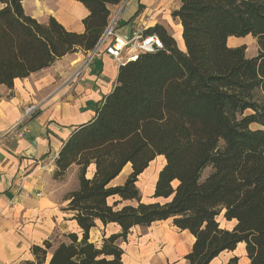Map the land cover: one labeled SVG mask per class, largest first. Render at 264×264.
Returning a JSON list of instances; mask_svg holds the SVG:
<instances>
[{"label": "trees", "instance_id": "trees-1", "mask_svg": "<svg viewBox=\"0 0 264 264\" xmlns=\"http://www.w3.org/2000/svg\"><path fill=\"white\" fill-rule=\"evenodd\" d=\"M89 10L85 31L68 30L54 16L39 20L24 0H0V85L13 87L66 54L93 49L124 0H78ZM173 17L183 26L182 49L163 25L149 28L163 49L121 64L113 91L89 122L74 128L55 160L54 177L79 167V186L66 207L81 232L34 244L41 264H123L119 240L133 228L171 219L194 236L185 264H210L245 243L249 264H264V0H178ZM251 35L259 49L230 46ZM165 158L144 201L138 177ZM131 173L113 184L126 164ZM90 164L96 166L87 176ZM206 169L208 173L203 176ZM235 220L224 227L219 216ZM101 222L120 226L91 241ZM239 256L223 264H239Z\"/></svg>", "mask_w": 264, "mask_h": 264}, {"label": "crops", "instance_id": "crops-1", "mask_svg": "<svg viewBox=\"0 0 264 264\" xmlns=\"http://www.w3.org/2000/svg\"><path fill=\"white\" fill-rule=\"evenodd\" d=\"M28 1L34 7V11H27ZM28 1L24 0L26 11L39 20L41 16L45 19L54 16L70 31H85L83 19L89 10L82 2ZM168 1L130 0L120 12L117 26L120 36H132L137 32L147 34V30L159 22ZM117 8L118 4L111 9L114 12ZM172 27L175 32L174 38L181 45L178 38L182 37L183 26L178 20ZM84 55L83 50L66 54L56 59L49 67L32 72L26 78H16L11 88L4 84L0 85V264H38L32 251L34 244H42L44 240L55 235L81 232L77 221L72 218L74 213L66 209L69 203L68 194L79 186V167L73 165L64 176L65 178L72 174L75 184L63 195L66 186L59 184L60 179L54 177L55 160L74 128L89 122L95 116L103 98L113 91L120 68L112 55L102 48L84 68L81 77L67 82L80 67ZM30 104L37 105L38 109L25 119V111ZM158 157L162 155L156 158ZM164 165L163 157V165L153 178V191L159 171ZM150 167L151 165L139 177ZM95 168L94 164H90L88 177L93 175ZM126 169H130L129 173L121 179ZM131 171L132 165L126 164L112 183L121 184ZM227 222L232 223L231 227L235 225L234 219ZM156 223H170L180 233L162 230L164 233L159 235L157 229H153L151 239L149 238L151 241L144 239L147 242L143 240L145 242L143 248H146V252L164 254L159 257L160 262L157 264L166 262L169 256H173L169 264H185V254L192 249L195 242L192 233L173 225L171 219L156 221L148 228H153ZM109 226H113L114 229L107 233ZM95 229L101 231L100 236L93 237ZM119 231L120 226L115 223H108L105 227L101 222H97V226L90 232V240L101 242L104 234ZM238 246L246 253L245 243H239ZM183 248L184 257H179V252ZM236 249L220 253L210 264H223L231 257L239 256L235 253ZM230 252L232 255L227 261H219L223 253ZM50 256L49 252L46 261L41 264H50ZM246 259L245 264H249L248 256ZM123 261L124 264H130L131 261L126 250L123 253Z\"/></svg>", "mask_w": 264, "mask_h": 264}, {"label": "rangeland", "instance_id": "rangeland-1", "mask_svg": "<svg viewBox=\"0 0 264 264\" xmlns=\"http://www.w3.org/2000/svg\"><path fill=\"white\" fill-rule=\"evenodd\" d=\"M28 1V0H27ZM27 11H34V7L29 3V1L27 2ZM178 0H169L167 5L164 6V10L161 13V17L159 22L156 23V25H163L164 27L167 28V30L169 31V33L171 35L174 36V28L172 27L173 24H177L178 20H176L173 15L172 12L174 9L177 8L178 6ZM115 12V11H114ZM112 11V13H114ZM42 15V14H41ZM40 15V16H41ZM41 20H47L48 18H44L43 16L40 17ZM229 44L231 46H235V45H245L246 46V54L249 56H254L259 49V45L257 42V39L251 37V36H247L244 38H236V37H230L229 39ZM179 44V42H178ZM180 45V44H179ZM183 47V43L181 42V45ZM185 49V48H183ZM251 129H257V128H263L264 126H261L260 124H251L250 126ZM151 167L148 169L147 172H145L144 174H142L140 177H138V180H140V183H138V186L140 188L141 191V195H143V198L145 201L148 202H152V200H154L152 193V183H153V178L155 177V173H157V171L159 170L160 167H162L163 165V156L162 157H158L156 158V160L154 162H152ZM130 170V169H129ZM128 169H126L123 173V175L121 176V179L123 177H125L129 172ZM209 169H206L203 173V176H205L208 173ZM63 178V179H62ZM120 179V180H121ZM58 183L61 185L65 184L64 186V193L63 195L66 194V192H68L67 190H70L73 188L75 182H74V176L68 175L65 178L61 177L60 181L58 180ZM219 221L222 224V226L224 227H231L232 223L227 222V220L223 217V215L219 216ZM114 227L113 226H109V229L107 231V233H109V231L113 230ZM157 229L156 231L159 233V235H161L162 233H164L162 230L168 232L170 230H174L177 233H180L179 231L176 230V228H173L172 225H170V223H156L155 225H153V228H148V227H138L133 229L130 234L128 235L126 240H119L122 248H124V252L125 250L128 253V256L131 257V261L130 264H157L158 262H160V258L161 255H163V253H155L154 252H146V248H143L145 242H147V240L144 239H151V236L154 232V230ZM153 230V231H152ZM101 231H99V229H95L93 231V237L99 235L100 236ZM149 239V240H150ZM144 240V241H143ZM151 241V240H150ZM189 241H187L188 243ZM133 248L135 249L133 251ZM143 248V249H142ZM140 249H142V251H140ZM137 250V253H136ZM133 251V252H131ZM140 251V252H138ZM184 253V248L181 252H179V257H184L183 255ZM235 253H237L239 255V264H245L247 262L246 259V253H244L243 249L241 247L238 246V248L235 250ZM230 255H232V253H223V255L220 256L219 261L224 262L227 261L228 258H230ZM236 255V254H235ZM173 256H169V258L166 260V262L164 263H160V264H166L171 261V258ZM128 260V259H127ZM134 260V261H133ZM148 260V262H147ZM124 264V261H123Z\"/></svg>", "mask_w": 264, "mask_h": 264}, {"label": "built area", "instance_id": "built-area-1", "mask_svg": "<svg viewBox=\"0 0 264 264\" xmlns=\"http://www.w3.org/2000/svg\"><path fill=\"white\" fill-rule=\"evenodd\" d=\"M129 1L130 0H124L122 3L118 4V8L110 16L96 46L85 52L80 67L74 71L72 77L67 79V82L72 81L73 78L81 77L84 68L92 61L93 57L102 50V48H105L119 65L137 59L140 54L163 49L164 42L156 33L143 34L137 32L132 36H120L117 31L121 16L120 12ZM117 42L120 44H117ZM37 109L38 107L35 104L28 105L24 118L27 119L31 114L35 113Z\"/></svg>", "mask_w": 264, "mask_h": 264}, {"label": "bare ground", "instance_id": "bare-ground-1", "mask_svg": "<svg viewBox=\"0 0 264 264\" xmlns=\"http://www.w3.org/2000/svg\"><path fill=\"white\" fill-rule=\"evenodd\" d=\"M181 30V29H180ZM180 32V31H179ZM178 40H180V42H182L183 43V47L182 48H185V44H184V42H183V38L180 36V38H178ZM140 252V251H139ZM164 255V254H163ZM134 261V260H133ZM147 262H148V260H147Z\"/></svg>", "mask_w": 264, "mask_h": 264}, {"label": "water", "instance_id": "water-1", "mask_svg": "<svg viewBox=\"0 0 264 264\" xmlns=\"http://www.w3.org/2000/svg\"><path fill=\"white\" fill-rule=\"evenodd\" d=\"M180 46V45H179ZM181 47V46H180ZM182 48V47H181ZM186 48V47H185ZM183 49V48H182Z\"/></svg>", "mask_w": 264, "mask_h": 264}]
</instances>
